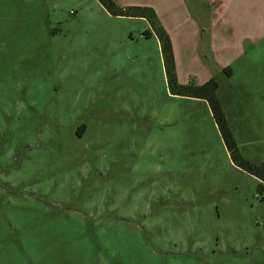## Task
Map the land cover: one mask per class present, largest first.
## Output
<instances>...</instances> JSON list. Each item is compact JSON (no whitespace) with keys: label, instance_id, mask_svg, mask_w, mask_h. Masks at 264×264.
I'll list each match as a JSON object with an SVG mask.
<instances>
[{"label":"rangeland","instance_id":"rangeland-1","mask_svg":"<svg viewBox=\"0 0 264 264\" xmlns=\"http://www.w3.org/2000/svg\"><path fill=\"white\" fill-rule=\"evenodd\" d=\"M240 2L255 15L233 22L260 28L242 48L226 38L230 75L191 47L175 70L218 82L254 174L205 100L169 93L142 21L95 0H0V264H264V0Z\"/></svg>","mask_w":264,"mask_h":264},{"label":"crops","instance_id":"crops-1","mask_svg":"<svg viewBox=\"0 0 264 264\" xmlns=\"http://www.w3.org/2000/svg\"><path fill=\"white\" fill-rule=\"evenodd\" d=\"M95 1L97 2V0ZM114 1L118 6L121 7L143 6L153 9L157 18L159 19V22L161 23L162 27L167 32L170 38L175 67L177 66V57L181 55V47L193 48L189 52V60L197 59V63H199V57L204 56L206 61L212 63L211 69L216 72H219V70L225 68L226 65V63H221V59H223V54L219 53L220 49L223 50V48H225V46L227 45L225 43L226 38H240L241 48L242 41L246 38H250L249 40L251 41V43H257L255 39L252 40L250 33L252 31L258 30L256 28L259 25L251 26L250 29L247 30L246 28L248 25H239L241 23L239 20L237 22H233L235 21L237 16L241 15H243L244 18L246 15H248V21L252 19L251 15H255V12H252L250 2L249 6L245 9L240 5L241 0ZM244 18L241 20L242 22ZM127 19L142 21V23H144V25L149 30V25L145 19ZM228 27L229 33L231 35H227ZM241 31L247 32L242 35ZM238 33L239 36L237 35ZM150 37L155 36L151 35ZM206 73L207 75H205V82L213 78L210 73H208V70H206Z\"/></svg>","mask_w":264,"mask_h":264},{"label":"trees","instance_id":"trees-1","mask_svg":"<svg viewBox=\"0 0 264 264\" xmlns=\"http://www.w3.org/2000/svg\"><path fill=\"white\" fill-rule=\"evenodd\" d=\"M97 2L111 16L142 18L147 21L149 30L144 31L143 36L149 38L151 35H154L159 43L166 85L169 93L180 97L205 100L209 106L231 161L236 166L254 174L252 166L248 161L244 160L238 152L236 143L228 127L226 117L217 99L216 92L218 89V82L214 78H211L201 85H196L194 83L182 85L178 82L170 38L159 22L153 9L143 6L120 7L113 0H97ZM223 71L230 75V68L227 67Z\"/></svg>","mask_w":264,"mask_h":264}]
</instances>
